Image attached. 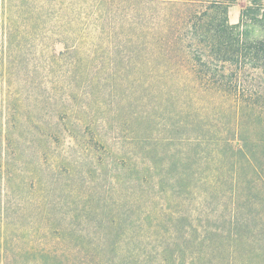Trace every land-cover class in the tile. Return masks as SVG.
<instances>
[{
    "label": "rangeland",
    "instance_id": "rangeland-1",
    "mask_svg": "<svg viewBox=\"0 0 264 264\" xmlns=\"http://www.w3.org/2000/svg\"><path fill=\"white\" fill-rule=\"evenodd\" d=\"M113 3L96 28L93 0H0V264H155V244L175 264H264V185L242 168L256 231L234 235L209 97L151 76L143 40L107 38L144 15ZM147 220L163 221L147 234Z\"/></svg>",
    "mask_w": 264,
    "mask_h": 264
},
{
    "label": "trees",
    "instance_id": "trees-1",
    "mask_svg": "<svg viewBox=\"0 0 264 264\" xmlns=\"http://www.w3.org/2000/svg\"><path fill=\"white\" fill-rule=\"evenodd\" d=\"M93 1L96 28L100 14L108 12L110 20L122 11L121 5L113 3L115 0ZM239 1L136 0L143 3L144 15L137 12L132 18H122L133 25L131 30L117 31L110 22L104 30L107 38H116L117 42L138 44L143 40L151 76L177 80L176 89L181 94H197L200 100L209 97L208 106L214 115L211 124L216 132L206 138L216 145H225L231 160L227 174L232 202L227 207V219L234 235L244 228L247 232L256 231L247 224L240 203L239 191L245 184L241 180L242 168H249L264 185V0H244L238 21L231 22L228 10ZM155 168L150 165V172ZM147 221L148 234L163 220ZM188 225L193 226L192 220ZM174 233V229L167 228L165 234L173 237ZM156 246L148 251L152 262L178 261L179 255L163 254ZM140 249L141 246H134L131 250L135 262H139Z\"/></svg>",
    "mask_w": 264,
    "mask_h": 264
}]
</instances>
